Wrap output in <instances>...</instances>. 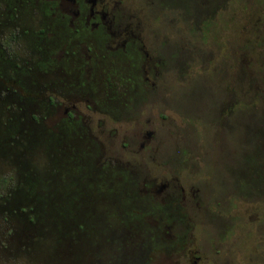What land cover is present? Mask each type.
Instances as JSON below:
<instances>
[{"label":"rangeland","instance_id":"1","mask_svg":"<svg viewBox=\"0 0 264 264\" xmlns=\"http://www.w3.org/2000/svg\"><path fill=\"white\" fill-rule=\"evenodd\" d=\"M45 5L0 0V264H130L145 233L140 264H264V0H105L97 34Z\"/></svg>","mask_w":264,"mask_h":264},{"label":"flooded vegetation","instance_id":"2","mask_svg":"<svg viewBox=\"0 0 264 264\" xmlns=\"http://www.w3.org/2000/svg\"><path fill=\"white\" fill-rule=\"evenodd\" d=\"M10 3V0H8ZM39 1V0H38ZM43 3L46 4L45 9H51L52 11H56V9H60L63 12H67L69 15L72 16V18H80L82 19L81 21V25H84L85 23L88 24V30L89 31H93L94 29L97 28L98 31L94 32L95 34L97 33H101L103 30V27L101 25H107V28L110 30L112 27L117 28L118 25H112V22L114 24H117V20L119 19L118 17L115 19V16L112 17V20L114 21H107V13H106V8H105V0H52V2L49 1H45L43 0ZM98 3H100L99 5H101V10L97 11L95 10L96 5H98ZM67 7L72 8L71 10L68 9ZM50 12L48 11V14ZM60 18H65V20H69L67 17L65 16H60ZM72 19H70V23H72L71 21ZM45 25H48L47 23H45ZM73 25V24H71ZM126 30V29H124ZM76 35L80 34L79 30L77 29L75 31ZM74 33V34H75ZM111 35H115L113 33H111ZM81 37V34L79 36V38ZM10 78L7 77V80L9 81ZM8 89V88H7ZM6 90V88H5ZM152 133L151 132H146L145 135V139L144 142H148L151 138ZM145 146L144 143H141L139 145V149H143ZM123 147H126L125 145H123ZM103 166V165H102ZM110 176V175H109ZM139 177H144L142 172H137L135 179H138ZM144 180V181H143ZM142 182H145L146 180L143 179ZM125 184V183H124ZM167 184L165 183H161L156 185L155 181H151V183H149L148 185H143V189L140 191H135L132 190V196L133 199L135 197H137L139 194L138 192H142L145 193V197L146 200L148 201H152L153 198H157V199H161L164 200L166 199V206L163 207L162 209L160 208L159 211L163 214V217H165L164 219L167 221L168 223V227H167V231L169 232V235H166L167 237H174V238H178V239H183L186 237V234L188 232V221H190L191 219L188 218L189 213H186L185 215H181L180 212L181 210H183L185 208V205L181 203V200H184V191L182 189V187L180 186L179 192L178 194L176 193V187L173 188L172 191L168 192L166 191L167 189ZM128 189L125 187H123L122 189H116V188H112L109 187L106 192H102V193H97L98 197H101L100 199H103V201L105 200L107 195H111L113 197H121L123 195L126 194V191ZM106 194V196H105ZM96 196V197H97ZM93 199V198H92ZM89 195L86 196V202H89L90 200H92ZM93 201V200H92ZM126 201V200H125ZM133 210H138V208L136 209V207H133ZM152 210H154V208H152ZM186 211H188V209L186 208ZM167 212V214H166ZM145 213L147 214V212L145 211ZM170 225V226H169ZM129 233L130 230H124V231H119L116 232L115 231V235H117L118 237H122L120 236L121 234L123 235V233ZM134 232V230H133ZM172 233L175 234L172 235ZM139 234H141V232H134L133 236H136L137 238L139 237ZM114 235V236H115ZM150 235V234H149ZM144 237V238H143ZM150 236H148L146 233L143 236H140L139 238L141 239L140 243L138 244L136 243V240H133V246H130L128 243H126L125 241H120V242H115L116 246L118 247L117 252L119 253V257H126L125 259H128L129 261H131L130 264H140V259H142L143 255H147L149 251L152 250V247L149 246L150 243H148V240H146L145 238H149ZM177 239V240H178ZM163 245L164 244H168L166 239L161 242ZM177 244L178 241H175L173 244ZM182 243V242H180ZM143 244L145 246H143ZM175 244V245H176ZM174 246H171L170 249H172ZM143 248L145 251H143ZM181 251V249L178 250L177 254H179ZM163 258V257H161ZM197 261V259L193 262V264H195ZM156 262H159V259H156ZM159 263H162L161 261Z\"/></svg>","mask_w":264,"mask_h":264}]
</instances>
